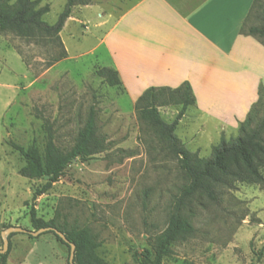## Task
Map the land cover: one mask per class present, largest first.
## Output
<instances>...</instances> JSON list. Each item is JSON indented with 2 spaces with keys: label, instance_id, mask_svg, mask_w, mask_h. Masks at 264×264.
I'll list each match as a JSON object with an SVG mask.
<instances>
[{
  "label": "rangeland",
  "instance_id": "rangeland-1",
  "mask_svg": "<svg viewBox=\"0 0 264 264\" xmlns=\"http://www.w3.org/2000/svg\"><path fill=\"white\" fill-rule=\"evenodd\" d=\"M32 1H38L36 9L48 7L42 20L49 25L66 4ZM76 3L59 34L66 56L52 65L58 52L52 39L26 40L0 31V234L9 227L33 231L32 206L44 221L54 218L67 229L88 228L104 264H139L165 229L183 177L166 144L138 118L132 95L108 86L96 74L108 66L99 45L107 26L98 23L108 13L120 14L128 0ZM263 9L264 0H258L248 26L263 24ZM90 109L105 150L72 161L47 192L32 199L45 180L20 174L25 161L11 144L24 149L34 145L42 151L50 134L58 148L67 150ZM179 109L168 105L157 110L170 123ZM192 111L187 120L193 118ZM263 117L262 108L257 118ZM183 125L176 135L188 142L190 152L208 158L220 139L210 146L196 137L184 139ZM193 130L189 124V133ZM237 136L238 130L229 138ZM261 173L264 176V169ZM186 213L194 231L173 243L161 264H264V184L234 182L218 189L216 202L195 200ZM6 253V264H68L69 257L68 248L50 232L36 237L12 233Z\"/></svg>",
  "mask_w": 264,
  "mask_h": 264
},
{
  "label": "crops",
  "instance_id": "crops-1",
  "mask_svg": "<svg viewBox=\"0 0 264 264\" xmlns=\"http://www.w3.org/2000/svg\"><path fill=\"white\" fill-rule=\"evenodd\" d=\"M254 1L128 0L98 23L107 26L99 40L107 68L134 100L149 88L187 82L195 103L176 129L184 124V139L215 145L238 130L264 88V45L240 33Z\"/></svg>",
  "mask_w": 264,
  "mask_h": 264
},
{
  "label": "trees",
  "instance_id": "trees-1",
  "mask_svg": "<svg viewBox=\"0 0 264 264\" xmlns=\"http://www.w3.org/2000/svg\"><path fill=\"white\" fill-rule=\"evenodd\" d=\"M76 2L77 0H66L57 21L49 25L42 20V16L48 12V7L36 9L38 1L17 0L10 5L6 0H0V31L14 33L26 40L43 37L52 39L58 46V52L49 62V65H52L66 56L59 34ZM257 2L258 0L254 1L247 19L240 28V33L252 36L264 45L260 40L264 38V21L260 26L247 25ZM83 4L88 3L83 2ZM96 74L108 86L121 87L118 74L113 69L102 67L96 71ZM194 103L195 97L187 82L175 89L149 88L135 102L138 118L151 127L166 144L168 154L176 159L183 177V183L178 187L165 229L156 236L151 250L141 255L139 264H161L173 243L193 233L189 213L188 211V214L186 213L187 207H190L193 201L205 199L208 202H216L218 189L228 188L238 181L264 184V176L261 173V169H264V117L260 120L257 118L260 109H264V88L259 87L258 100L251 106L245 119L239 123L238 136L228 140L221 137L219 143L212 147L208 158H200L196 153L190 152L175 133L177 124L184 116L186 109ZM168 105L180 106L174 120L170 123H166L157 110L159 106ZM96 132L95 114L93 109H90L84 126L78 131L73 145L67 150L58 148L50 134L42 151L34 145L24 149L11 144L25 161L20 174L31 180H45L40 188L35 189L32 199L47 192L72 161L89 159L105 150L104 141ZM29 223L33 231L54 228L63 233L66 239L75 245L74 264H104L96 254L99 243L88 228L67 229L54 218L44 221L36 216L32 206L29 208ZM49 232L69 250L68 244L54 232ZM6 260L7 253L0 254V264H6Z\"/></svg>",
  "mask_w": 264,
  "mask_h": 264
},
{
  "label": "water",
  "instance_id": "water-1",
  "mask_svg": "<svg viewBox=\"0 0 264 264\" xmlns=\"http://www.w3.org/2000/svg\"><path fill=\"white\" fill-rule=\"evenodd\" d=\"M54 232L64 243L69 245V257H68V264H74L73 258H74V251H75V245L70 243L65 235L61 233L60 231L54 229V228H43L37 231H28L19 227H9L5 231L1 232V239H2V248L0 249V254H5L6 250L8 248V236L12 233H26L30 236L36 237L41 233L44 232Z\"/></svg>",
  "mask_w": 264,
  "mask_h": 264
}]
</instances>
